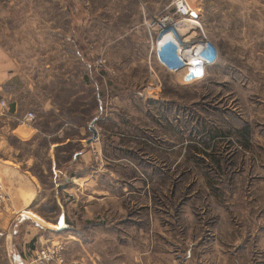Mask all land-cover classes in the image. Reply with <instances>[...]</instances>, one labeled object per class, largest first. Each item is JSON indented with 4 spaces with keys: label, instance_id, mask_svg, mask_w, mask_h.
<instances>
[{
    "label": "rangeland",
    "instance_id": "374dc122",
    "mask_svg": "<svg viewBox=\"0 0 264 264\" xmlns=\"http://www.w3.org/2000/svg\"><path fill=\"white\" fill-rule=\"evenodd\" d=\"M187 1L218 53L191 84L156 59L145 24L176 0H0L5 60L42 92L21 97L36 120L17 124L97 130L88 171L36 230L26 215L10 226L23 207L0 173L13 209L0 212V264H33L28 229L82 264H264V0ZM4 137L40 172L46 140Z\"/></svg>",
    "mask_w": 264,
    "mask_h": 264
},
{
    "label": "crops",
    "instance_id": "0c3cea01",
    "mask_svg": "<svg viewBox=\"0 0 264 264\" xmlns=\"http://www.w3.org/2000/svg\"><path fill=\"white\" fill-rule=\"evenodd\" d=\"M5 58H7V54L0 46V99L6 98L10 105V99L14 97L16 105L13 108L9 107L5 114H0V146L9 151L8 156H3L0 153V173L7 181L8 188L16 191V193L20 195L21 198L18 199V202H20L23 207L19 211L20 214L17 213L19 215L12 218L10 226L14 225L16 221L18 223L16 225H20L21 219L25 220L30 217L33 218L32 221L34 223L30 220L28 221L34 224L33 228L36 230L39 227L35 223L36 220L45 222V212L43 214L39 209H42L43 206H51L54 201L62 207L61 197L58 195V192H60V190H65L67 185L72 183L75 177H80L79 175L81 174L78 173L79 171L86 170L88 169L87 167L91 165L92 153L88 147H91L93 144H89V140L92 137L90 138L88 133L92 131L91 127H93L92 124H94V122L89 123V126H85L87 123L79 125L76 123L73 124L72 122H65L49 131L43 130L41 126L31 127L27 124H17V122L22 121L27 111L32 110L30 107L25 108L21 97L30 95L41 96L42 92L39 91V89L35 90L32 84L26 86L21 85L17 72L11 69L10 64L13 63L9 60H5ZM43 104V109L45 110V102H43ZM7 131H9L20 143H35V140L39 138L46 140L47 146L43 149L44 164L40 172H36L35 170V166L39 162L38 155L32 151L33 153L31 155L22 156L21 149L7 137H4ZM71 131H74L76 134L71 135ZM68 145H75L79 147V149L74 150L72 153H68L69 155L67 154L68 156L65 157L67 161L61 163L59 158L66 153H59V151ZM77 161L85 166H80L79 164L78 168H74ZM72 169L73 172L68 174V171ZM43 192H56V199L52 201L51 199H47L45 195L41 197ZM22 215L28 217H22ZM63 225L64 228L67 227L65 221ZM34 229H28L26 233L23 234L26 240L25 243L26 245L28 244V248L25 246L27 249L23 246V251H25V249L27 251L33 250V243L29 245L32 239L34 240L35 249L38 248L41 242L43 243L46 241L45 236H43L44 233L42 235L33 233L32 230ZM15 230L13 232H16ZM12 248L15 252L17 251L14 245H12Z\"/></svg>",
    "mask_w": 264,
    "mask_h": 264
},
{
    "label": "built area",
    "instance_id": "2783aa9c",
    "mask_svg": "<svg viewBox=\"0 0 264 264\" xmlns=\"http://www.w3.org/2000/svg\"><path fill=\"white\" fill-rule=\"evenodd\" d=\"M152 50L162 66L175 74L182 75V81L191 84L206 74L207 67L214 63L218 53L213 43L209 41L202 30L200 15L187 0H176L173 14L157 15L146 22ZM174 54L175 61L165 59V52ZM197 59L202 64L195 71L191 70L190 60ZM101 63V62H98ZM193 72V73H191ZM9 109L6 98L0 99V114ZM36 120L34 112H27L22 121L32 123ZM10 197L0 180V212H11ZM67 243H56L46 240L35 249L33 264H82L80 261H70L66 257Z\"/></svg>",
    "mask_w": 264,
    "mask_h": 264
},
{
    "label": "clouds",
    "instance_id": "9594fccd",
    "mask_svg": "<svg viewBox=\"0 0 264 264\" xmlns=\"http://www.w3.org/2000/svg\"><path fill=\"white\" fill-rule=\"evenodd\" d=\"M216 52H217V50H216ZM164 56H165V59H167V60L175 61L174 60L175 59L174 54L170 51L165 52ZM190 64H191V70L195 71L197 68H199L201 66L202 63L200 61H198L197 59H192V60H190ZM191 73H193V72H191Z\"/></svg>",
    "mask_w": 264,
    "mask_h": 264
},
{
    "label": "water",
    "instance_id": "95a60500",
    "mask_svg": "<svg viewBox=\"0 0 264 264\" xmlns=\"http://www.w3.org/2000/svg\"><path fill=\"white\" fill-rule=\"evenodd\" d=\"M91 130L93 132V136L92 138L89 140V143H91L92 140L96 139L97 138V130L93 127H91Z\"/></svg>",
    "mask_w": 264,
    "mask_h": 264
}]
</instances>
